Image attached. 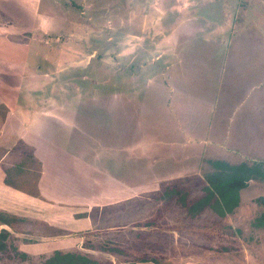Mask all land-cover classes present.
<instances>
[{
    "label": "rangeland",
    "instance_id": "1",
    "mask_svg": "<svg viewBox=\"0 0 264 264\" xmlns=\"http://www.w3.org/2000/svg\"><path fill=\"white\" fill-rule=\"evenodd\" d=\"M213 160L264 163V0H0V264H264L263 179L225 216L181 202ZM76 185L83 229L31 216Z\"/></svg>",
    "mask_w": 264,
    "mask_h": 264
},
{
    "label": "trees",
    "instance_id": "2",
    "mask_svg": "<svg viewBox=\"0 0 264 264\" xmlns=\"http://www.w3.org/2000/svg\"><path fill=\"white\" fill-rule=\"evenodd\" d=\"M217 169L206 176L208 193L188 203L186 195H181V202L188 206L191 213H199L206 207L214 208L221 216L230 214L240 203V191L253 178L264 180L263 162H240L231 164L226 161L213 160ZM264 204V197L259 199ZM255 226L264 227V213L258 217ZM3 233H1L2 235ZM90 256L72 251H54L45 261V264H97Z\"/></svg>",
    "mask_w": 264,
    "mask_h": 264
},
{
    "label": "crops",
    "instance_id": "3",
    "mask_svg": "<svg viewBox=\"0 0 264 264\" xmlns=\"http://www.w3.org/2000/svg\"><path fill=\"white\" fill-rule=\"evenodd\" d=\"M180 132H182V130L180 131ZM176 143H178V142H176ZM179 145V144H178ZM177 145V146H178ZM165 148H169L170 150H171V148H173V147H175V144L173 145V146H171L170 147V145L169 144H167V145H165L164 146ZM181 147H185V142H184V145L183 146H181ZM180 147V148H181ZM178 147H175L173 150H175L176 151V149H177ZM33 150H34V153H35V156H36V159L38 158V156L36 155V151L35 150H37L36 149V143H35V145H34V147H33ZM164 151H167V150H165L164 149ZM169 151V150H168ZM201 156V155H200ZM200 156H198V157H190L193 161H194V163L197 161L198 163H202L203 162V159L200 157ZM155 158V157H154ZM187 156L184 158L185 159V161L186 162H183V161H180V162H182L183 164H186L187 162H188V160H187ZM156 162V160L155 159H153L152 160V164H153V166H156V164H154ZM170 162H172V161H170ZM256 162V161H255ZM261 162V161H260ZM41 165H43V171H45L46 172V169H45V167H44V164L43 163H41ZM168 173H172V172H168ZM176 174H180V173H176ZM154 176V175H153ZM161 176H159L158 175V177H153V178H151V180H154V181H159V180H162V179H159ZM178 177V175L175 177V178H177ZM79 183V182H78ZM55 184V183H54ZM73 185L75 184V183H72ZM50 186H52L51 184H50ZM127 187H128V191H127V195H129V197L130 196H135V195H140V191L142 190V189H140L138 186H136L135 184H131V185H127ZM49 189H52V188H48V190ZM134 190H136V192H134V193H132L131 194V192L132 191H134ZM52 194H54L55 195V190L52 192ZM67 194V193H66ZM75 197L73 198V201H71V199L70 200H67V198L63 201V203L61 204V206L60 207H55V210L53 209V206H52V208L48 211V212H44V214L43 213H30L31 214V216H32V214L36 217V218H42V219H45V220H43L45 223H48V224H52V222L53 221H56V222H59V223H62V225L59 227V228H68V230H70V231H75V229H76V227L77 228H80V229H83V227L80 225V224H84V223H87V221L88 220H86V219H84V218H77L76 219V222L75 221H73V219H69V217L72 215V214H74L75 212H76V208H78L79 209V207H80V205H82L83 203H88V201H89V199L87 200V199H83V198H80L81 197V195H80V192H79V186H77L76 185V192H75ZM68 195V194H67ZM57 203V202H56ZM78 206V207H77ZM9 210H11V209H9ZM66 221V222H65ZM70 224V225H69ZM72 225H74V226H76V227H72ZM53 227V226H52ZM62 231H64V232H62L63 233V235H61V236H64V235H67L68 233V231L67 230H62ZM67 231V232H66ZM25 232V231H24ZM3 234L1 235V237H0V251H2L3 253H7L8 252V248H7V243H6V239L9 237V235H10V233L8 232V230H6V229H3V232H2ZM24 235V234H23ZM37 236H39V235H37ZM42 237V236H41ZM45 237V236H44ZM47 237V236H46ZM61 238V237H60ZM59 237H55V238H53V237H50V241L48 242L49 243V245H53V243H58V242H63L64 240L63 239H60ZM57 239H58V241H57ZM63 244V243H62ZM65 244H68V241L65 243ZM54 251H68V250H63V249H55Z\"/></svg>",
    "mask_w": 264,
    "mask_h": 264
}]
</instances>
